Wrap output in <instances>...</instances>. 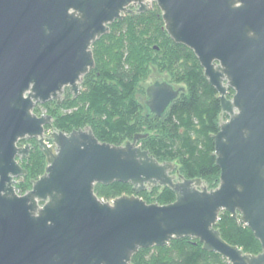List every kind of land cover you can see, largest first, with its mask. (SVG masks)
Wrapping results in <instances>:
<instances>
[{"label": "water", "instance_id": "95a60500", "mask_svg": "<svg viewBox=\"0 0 264 264\" xmlns=\"http://www.w3.org/2000/svg\"><path fill=\"white\" fill-rule=\"evenodd\" d=\"M156 3L163 29L192 50L219 94L214 135L218 185L182 176L137 145L100 141L90 127L64 133L37 103L76 97L95 66L93 43L124 14ZM229 89L233 94L228 97ZM184 91L159 78L144 104L162 116ZM34 139L44 172L23 194L19 158ZM130 183L137 194L154 186L175 194L167 204L133 195L99 198L96 184ZM222 210L241 221L261 251L244 253L216 228ZM197 239L230 264H264V0H0V264H131L139 250L173 239Z\"/></svg>", "mask_w": 264, "mask_h": 264}, {"label": "trees", "instance_id": "16d2710c", "mask_svg": "<svg viewBox=\"0 0 264 264\" xmlns=\"http://www.w3.org/2000/svg\"><path fill=\"white\" fill-rule=\"evenodd\" d=\"M157 6L145 12L135 11L109 25V32L92 45L95 66L83 78L73 98L66 92L60 104L54 100L47 114L54 130L70 133L90 127L102 142L121 145L141 135L137 145L149 151L159 162L176 165L185 178H201L208 188L218 185L220 169L214 154V135L219 130L221 113L218 92L209 84L192 50L175 43L163 29ZM150 70L165 73L171 82L184 88L165 113L151 114L135 96L140 81ZM233 90L229 89L228 95ZM29 154L19 158L27 171L21 194L31 188L32 180L44 172L46 161L33 140ZM94 192L103 200L136 194L130 183L96 184ZM147 203L167 204L175 194L168 187L154 186L136 194ZM221 237L244 253L261 251L253 232L222 210L216 224ZM131 264H230L217 252L207 251L194 238L171 240L165 246L139 249Z\"/></svg>", "mask_w": 264, "mask_h": 264}, {"label": "rangeland", "instance_id": "374dc122", "mask_svg": "<svg viewBox=\"0 0 264 264\" xmlns=\"http://www.w3.org/2000/svg\"><path fill=\"white\" fill-rule=\"evenodd\" d=\"M147 4H148L149 7H151V6H153V7H154V6H157L156 3L153 2V1H148ZM129 8H130L132 11H135V8H134L133 6H129ZM128 13H129V12L125 13L124 16H125L126 14H128ZM159 78H162V79H164V80H166V81L169 80L168 77H167V75H166L165 73H163V72L159 73V72H157L156 70H150V71L147 73V75L145 76V78H143V79L140 81L135 96H136V98H137L142 104H144V100H145V98H146V96H145V89H146V87H147L149 84H151L154 80H157V79H159ZM171 84H172L173 86H175V87L181 86V84H176V83H173V82H171ZM80 89H81V86H80V88H79V91H80ZM66 92H69L67 88L65 89L63 96L65 95ZM69 95L72 96V94H71L70 92H69ZM230 96H231V95H228V97H230ZM74 98H75V97H74ZM52 101H54V100H51V101H48V102H46V103H42V104L37 103V104L35 105V108H34V113L37 114V115L47 114V112H48V106H50V103H51ZM223 120H224V119L221 118V121H223ZM45 129H46V132H48V131H50V130L53 129V128H52L50 125H47V126H45ZM30 140H33L34 142H36L34 139H30ZM128 140L130 141L131 139L124 140L123 142L128 141ZM122 144H123V143H122ZM18 145H19V146H23V144H21V142H19ZM17 160H18V162L21 164V161H20L19 159H17ZM15 180H16L15 187H16V186H18V187H19V186H20V187L24 186V183H25L24 176H19V177H17ZM203 184H204L205 186H207L205 183H203ZM214 188H215V187H214ZM209 189H210V188H209ZM15 190H16V192H17L18 194H21V193L19 192V190H17V189H15ZM108 201H111V200H108Z\"/></svg>", "mask_w": 264, "mask_h": 264}, {"label": "flooded vegetation", "instance_id": "af4514ba", "mask_svg": "<svg viewBox=\"0 0 264 264\" xmlns=\"http://www.w3.org/2000/svg\"><path fill=\"white\" fill-rule=\"evenodd\" d=\"M26 140V139H25ZM26 144H29V143H26ZM25 145V144H24Z\"/></svg>", "mask_w": 264, "mask_h": 264}]
</instances>
